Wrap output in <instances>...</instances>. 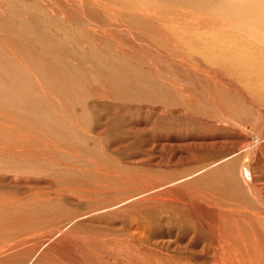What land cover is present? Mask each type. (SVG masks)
Listing matches in <instances>:
<instances>
[{
  "label": "rangeland",
  "instance_id": "1",
  "mask_svg": "<svg viewBox=\"0 0 264 264\" xmlns=\"http://www.w3.org/2000/svg\"><path fill=\"white\" fill-rule=\"evenodd\" d=\"M187 1L0 0V264H264V0Z\"/></svg>",
  "mask_w": 264,
  "mask_h": 264
},
{
  "label": "bare ground",
  "instance_id": "2",
  "mask_svg": "<svg viewBox=\"0 0 264 264\" xmlns=\"http://www.w3.org/2000/svg\"><path fill=\"white\" fill-rule=\"evenodd\" d=\"M176 1L178 2V0H175V2ZM181 1H184V0H181ZM188 3L193 4V6L196 5V6H200V7L216 10V11H218L220 13L226 14L229 19L232 17V11L230 10L232 8H229L228 6H226L224 0H208V1L201 0L200 3L199 2H193V1H190ZM262 7H264V6H262ZM256 8H259V7H256ZM234 9L236 11H249L250 10L249 8L239 9V8H236V7ZM262 9L263 8H261L259 10L261 11V16H264V15H262V14H264V13H262V11H263ZM254 12L253 11L249 12V21L254 16H257V14H256L257 11L254 10ZM261 16L259 15L257 17L261 19ZM263 20H264V18H263ZM254 22H255V20H251L250 21L251 24H253ZM255 29H257V28H255ZM255 29H253V27H252V28L249 29L248 32H250L252 30V32L254 33V31H256ZM259 32H258L259 34L255 33L254 36H263L264 35V32H262L260 30H259ZM250 35L252 36V34H250ZM203 37L205 38V36H203ZM209 38H211V37H209ZM204 41H206V38L204 39ZM220 44L219 45L216 44V47L220 46ZM223 44H225V43H223ZM188 45H189L191 51H193V52H201V53H205L206 55H208L207 52L205 51L206 49L204 47H198L195 43H192V42H188ZM226 46L228 47V45H226ZM211 47L213 48L215 46H211ZM211 47L209 48L210 50H212ZM227 47L226 48L224 47L225 50L228 49V51H230V50L233 51V49H231V48L229 49V47L228 48ZM247 53L232 54L230 56L228 54L227 58H224V57H222L220 55H214L211 58H213L215 60V62L218 65L220 64L222 67L229 66L228 72H230L231 74H234L235 76H238L239 78H241L242 81L247 82V84L249 86V87H247V88H249L248 91H250L254 96L264 100V58H259V57L255 56V55H250V54H247ZM242 57H245V58L243 59ZM248 57H250V58L248 59ZM242 59H243V61H242ZM235 60L238 61V62H243V63L238 64V66H237L236 65L237 62L235 63ZM250 62H253V63L249 64ZM233 64H235V65H233ZM250 96H251V94H250Z\"/></svg>",
  "mask_w": 264,
  "mask_h": 264
}]
</instances>
